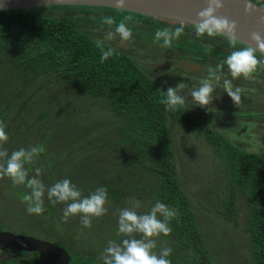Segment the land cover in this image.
<instances>
[{
  "label": "trees",
  "instance_id": "1",
  "mask_svg": "<svg viewBox=\"0 0 264 264\" xmlns=\"http://www.w3.org/2000/svg\"><path fill=\"white\" fill-rule=\"evenodd\" d=\"M254 1L264 6V0ZM36 8L0 10V75L5 72L11 75L16 73V76H12L22 80L20 89L16 90V80H12L14 77L7 78L6 81L3 80L4 77H0V105L6 101L7 96L11 97L6 106L0 108V120L4 122L13 119L12 124L21 122L19 119L25 118V112L30 110L29 104L36 93L34 85L41 79L54 77L61 78L62 84L69 85L77 93L104 100L108 112L118 123L113 125L115 138L100 142L92 140L88 147L80 149V143L87 137L91 138L93 133H84V139L79 141L72 137L64 138L60 143L56 139L58 134L63 133L60 130L49 133V128H43L41 120L48 114V110L42 111V106L41 109L38 106L39 112H42L37 114L36 122H41L42 125L38 126V136L29 145L42 146L44 151L34 158L30 167L25 166L29 178L39 167L42 169L39 179L43 182L60 179L61 176H58L57 172L80 180L76 175L86 172L87 175L94 174L96 170L92 169L95 165L93 162L100 159L99 155H103L96 150L110 144L109 147L117 151L120 157L127 159L124 164L127 171L132 173L131 178L134 179L133 172L136 171L133 167H137L150 172L157 179L155 185L150 181H136L130 187L116 188L107 178H102L106 183L101 186L107 188V194L114 207L124 208L131 191L140 194L138 200L150 194L153 203L159 200L177 211L175 218L170 221L172 231L167 235L173 250L168 257L171 264H215L214 254L197 221L196 209L177 169L172 124L191 129L194 134L211 143L218 156L227 164L224 169L227 180L223 187L226 198L221 213L228 221L243 225L236 216L241 199L244 210L246 206L250 213L246 218V231L251 237L249 251L253 256L252 264H264V156L231 140L217 126H213L210 115H198L197 107H187L185 91L179 92L186 98L185 104L175 111L167 110L161 100L167 91L165 81L168 78L160 82L153 79L152 81L143 70L150 69L149 67L142 66L128 52L111 45L109 41L105 42L104 48H111L113 55L101 62L102 53L95 44L96 39L103 35L102 26L104 30L109 28L103 24V18L106 16L113 17L117 24L125 22L133 30L139 29L136 21L149 23V31L154 40V31L165 27L174 29L181 22L108 6L56 5L54 9H49L50 13L47 14L37 12ZM129 17L131 19H128ZM174 23L178 25L169 26ZM87 25H98L97 34L87 31ZM114 27L115 25L112 26L113 29ZM192 28L193 24L184 23V33L177 39L178 44H185L184 51H191L194 55L195 52L202 53L200 55H213L216 52L220 56L228 54L221 51L229 46L227 37H198ZM214 39L221 43L215 42ZM237 43L240 48L245 46L239 41ZM257 57L264 60V55L260 53H257ZM255 76L263 78L256 79L263 88L264 65H258L252 77ZM253 80L255 79H246L245 87L253 88ZM232 84L240 87L244 85L235 82ZM259 96L253 99L264 100V95ZM252 113L263 115L252 118H264V110H255ZM245 114L249 115L251 112L247 111ZM221 120L215 121L220 123ZM6 127L8 131L12 126L7 124ZM39 133L44 137H40ZM16 138L19 137H10ZM23 148L27 149L28 145ZM73 157L80 162L73 163ZM81 183L86 184L84 181H80ZM10 184L13 186L12 181ZM79 187L81 192H89L95 185ZM20 189L29 193L31 191L25 186Z\"/></svg>",
  "mask_w": 264,
  "mask_h": 264
},
{
  "label": "rangeland",
  "instance_id": "2",
  "mask_svg": "<svg viewBox=\"0 0 264 264\" xmlns=\"http://www.w3.org/2000/svg\"><path fill=\"white\" fill-rule=\"evenodd\" d=\"M55 6L48 5L37 7L36 11L47 14L50 13L49 9H54ZM46 9H48V11H45ZM97 9L95 10L97 11ZM176 24L177 23L170 24L169 26H177L178 24ZM97 28L98 25H87L86 30L96 35ZM140 28L142 29L141 32H133V28H130L132 30L131 39L137 47V50L132 53L134 56H137V58L145 59L144 61L149 63L161 64L166 61H172L169 58L174 56L180 58L179 53L183 52L184 57H186L183 59L185 61L199 65L200 62L208 63L207 67L203 68L201 64L202 66L197 69V71L190 70V72H187L186 69L183 70L184 68H181L182 66H171L167 69L168 72L163 69L150 68L146 69L148 77L157 82L168 78L165 81L167 88L169 86L176 87L178 84L183 83L185 84V90L182 89V92L185 91L190 94L191 90L199 87V83L202 79L210 78L206 71L207 68L211 67L217 70V74L221 76V79L219 81L215 79L212 80L214 92L212 93V103L208 106L210 110L199 107L193 100H191V106L197 107L198 110L196 112L198 115L203 113L205 115H210L213 120V126H217L220 131L230 137L231 140L237 142V144L244 148L256 151L264 156V118H252L255 116H263L258 115L259 113H252L255 110H264V100L253 99L257 96L260 97L259 95H264V85L263 88H261L259 86L260 82L256 81V79L259 80L262 77H253V79H255L253 80L255 82L253 88L249 86L240 87L233 85L234 88L239 87L241 89V101L237 107L223 87L224 78L232 79L227 70V66L224 65L222 72L219 73V67L218 64H216L222 63L226 58L221 59L217 52L213 55H200L202 53L195 52L194 55L191 51H184L183 48L185 44H178L179 40H173L171 47H162L163 41L154 40L153 35L147 27L141 26ZM155 32L156 31H154V33ZM204 36L208 35L205 34ZM131 39L130 41L133 43ZM214 41L221 43L215 39ZM227 44L229 45V43ZM238 45L237 43L235 46L236 49L240 48ZM230 47L233 48L232 46ZM236 49H233V51ZM224 50L225 49H221V51ZM225 51L228 54L224 56L227 57L230 51L228 48ZM185 53H189L190 55H186ZM15 74L16 73H12V75ZM12 75L11 73L5 72L3 75H0V77H4L3 80L6 81L7 78L11 79L14 77ZM12 80H16L14 86L16 90H19V87L22 85V80L19 77H14ZM242 80L246 79L241 76L238 79H234L233 82L243 85ZM253 81L251 84L254 83ZM33 89L37 90L35 95H33V100L29 104L30 110H26L25 112V118L19 119L21 122H17L18 124H12V121H14L13 119L4 121L6 126L7 124L12 126L9 127L8 131L6 127L5 130L8 134V141L3 144V148L7 149L9 155L12 151L19 150L26 145H28V148L33 147V145L30 146L29 143H32L34 138L38 136L36 135L37 128L40 124L42 125L41 122H36V116L43 110H48L46 111L48 114H45L44 119L41 120L44 124L42 125L43 128H49L47 130L49 133H52L53 130L55 132L60 130L63 135L58 134L59 136L56 139L60 141V143L64 138L69 137L76 139L75 141L82 140L84 139V133L89 132L93 133V136H91V138L87 137L84 142H81L80 149L88 147L92 140L100 142L115 138L113 125L116 124V122L118 123V121L108 112L104 100L77 93V91L69 85L62 84L61 78L46 77L39 80V82L34 85ZM10 98L11 97L7 96L6 101L0 105V108L5 107L7 100ZM38 106H40V109L42 106V111L40 110L39 112ZM247 111H250L251 114H245ZM219 117L223 119L221 120ZM215 120L221 121L219 123ZM251 120L255 122L252 123ZM239 134H241L240 137ZM12 136L19 138L10 139ZM172 136L178 174L196 209L197 221L208 245L212 249L215 264H252L253 256L249 251L251 237L246 231V218L247 215L250 214L249 210L246 206L244 210L241 204L242 201L239 199V207H237L238 214L236 216L243 225H240V223H237V225L233 221H228L221 213V210L224 208L223 202L226 198L223 187L226 185L227 180L224 171L227 164L218 156L211 143L205 138L194 134L191 129L187 130L172 124ZM40 137L43 138L44 136L40 135ZM109 145L110 144H106L96 150V152L103 155H99L100 159L93 162L95 165L92 169L96 170L94 174L87 175V172H84L85 174L76 175V177L80 179L78 180L74 179V177H66L63 172H57V175L61 176L60 179L53 182L49 180H47L48 182L46 180L44 182L42 181L45 185V189L55 182L66 178L71 180L77 188H80L79 186L82 185H95L94 188H91V191L81 192L82 197L88 196L90 193L94 192L98 186L101 187L103 183H106L102 178H107V180L112 183L111 185H114L116 188L130 187L136 181H150L155 185L157 179H155L150 172L137 167H133V170L136 171L133 172L134 179L131 178L130 176L132 173L127 171L124 164L127 159H124V156L123 158L120 157L119 153L111 149ZM72 161L76 164L80 162L74 157ZM31 165L32 163L25 164V166L28 167ZM61 166L63 167L64 165L61 164ZM33 175H35V171L32 172V176ZM10 181L11 179L7 176L0 179V229L7 228L13 231L28 228L34 229L36 231L34 232L39 234V236L67 248L73 257L71 264H96L98 260H102L100 257L108 241L113 240L119 243L122 239L128 238L118 234V213L108 194L107 203L105 205L107 212L100 217H93L92 226L86 228L81 225L79 215L71 216L68 218L67 222H65L63 219L65 204L58 203L53 205L48 200L47 194L43 197V214L29 215L26 211V204L21 200V197L29 192H24L20 189V187L24 185H17L16 188L13 187ZM80 181H84L86 184H80ZM130 195H133L136 199L140 196V194H137L135 191L129 192L128 197H130ZM139 201L141 202V207L138 211L141 214L150 211L151 207L155 204L152 202L150 194L145 195V197ZM124 205H126L125 207L129 206L127 202ZM134 235L135 238H141L139 234ZM153 239L156 240L157 244V247L153 251L157 254H159L160 250L164 247L171 248V241L167 236L161 234L158 237H153ZM82 244H86L85 246L88 247L87 250H90L92 257L90 254L83 255L84 257H82V255L75 252L78 248H82Z\"/></svg>",
  "mask_w": 264,
  "mask_h": 264
},
{
  "label": "clouds",
  "instance_id": "3",
  "mask_svg": "<svg viewBox=\"0 0 264 264\" xmlns=\"http://www.w3.org/2000/svg\"><path fill=\"white\" fill-rule=\"evenodd\" d=\"M116 6L126 8L127 0H115ZM58 3H66V0H58ZM47 5V4H46ZM45 5V6H46ZM259 6L254 0H245V12L251 14ZM264 10V7L259 6ZM225 9V0H206V7L198 13V22H193L196 36L207 34L209 37L217 35L225 36L229 45L235 48L238 38V23L230 20L227 16L221 15ZM128 19H131L130 17ZM103 24L108 25L107 30H103L101 38L96 39V47L100 49L101 62L113 55L111 48L105 50L104 44L108 41L118 40L121 44H126L132 37V30L123 21L116 23L111 16L103 18ZM115 25L114 29L112 26ZM103 28V26H102ZM184 33V23L178 27L157 29L155 39L163 41L162 47H171L173 40L179 39ZM252 43H246L244 47L232 51L226 59L218 66L222 72L224 65L230 73L232 79L224 78L223 87L227 95L231 98L235 106H239L241 101V89L234 88L232 80L243 76L245 79H252V73L257 70L258 65H264V60L257 57V53L264 55V33L254 31L251 33ZM209 79H202L199 87L191 90L192 100L199 107L208 109L212 103V93L214 85L212 80L219 81L221 76L217 70L209 67L206 69ZM185 88V84L180 83L176 87L169 86L164 92L161 103L167 110L175 111L185 104L186 98L179 94ZM6 125L0 120V179L7 176L11 179L13 186L24 185L30 189V193L21 197L26 204V211L29 215H41L44 212L43 197L47 191L48 200L53 204L63 203V219L67 222L71 216H80V223L86 228L92 226V218L100 217L107 212V188L97 187L88 196H83L81 191L69 179L55 182L45 189L42 180L39 179L42 169L37 167L35 175L29 178V172L25 168L26 163H32L34 158L44 151L42 146L30 148H20L14 150L9 155L3 144L8 141ZM128 207L117 209L118 213V234L128 238L122 239L119 243L108 241L102 256L103 264H171L168 257L172 254L170 247H164L159 254L153 250L157 247L156 240L161 234L167 236L171 233L170 221L175 218L177 211L160 202L159 200L151 207L150 211L141 214L138 210L141 202L135 197L127 199ZM134 234H139L141 238H135Z\"/></svg>",
  "mask_w": 264,
  "mask_h": 264
},
{
  "label": "water",
  "instance_id": "4",
  "mask_svg": "<svg viewBox=\"0 0 264 264\" xmlns=\"http://www.w3.org/2000/svg\"><path fill=\"white\" fill-rule=\"evenodd\" d=\"M254 3L264 7L255 1ZM45 5H94L119 8L116 6L115 0H66V3H58V0H0V10L25 9ZM259 6L251 14H248L245 12V0H225V9L221 15L227 16L230 20H235L238 23L237 38L239 42L252 43V32L264 33V10L260 9ZM204 7H206V0H127L126 8L119 9L193 24V22H198V13ZM122 45L120 42L118 43V46ZM147 64L151 67L167 70L173 65V62ZM179 65L194 71L202 66L185 60H181ZM5 248L27 251L37 250L51 261L53 259L55 261L57 255L61 253L66 260L70 258L65 249L56 246L53 242L7 230L0 231V249ZM51 261L41 264H53ZM99 264H103V261Z\"/></svg>",
  "mask_w": 264,
  "mask_h": 264
},
{
  "label": "flooded vegetation",
  "instance_id": "5",
  "mask_svg": "<svg viewBox=\"0 0 264 264\" xmlns=\"http://www.w3.org/2000/svg\"><path fill=\"white\" fill-rule=\"evenodd\" d=\"M136 26H138V28L140 29H137V30H133V32L134 31H138V32H141L142 31V29L140 28L141 26H145V27H147L148 29H150V24L149 23H147V22H144V21H141V22H138V21H136ZM102 30H104V28H101ZM192 31L195 33V31H194V28H192ZM132 40V39H131ZM133 41V40H132ZM110 43H112L111 45H115L116 47H118V48H121L123 51H125V52H128L130 55H131V57L135 60V61H137V62H140L141 64H142V66H144V67H149V68H158V67H151V66H149L147 63H149V62H147V61H144L145 59H142V58H137V56H134L133 55V51H136L137 50V47H136V45H135V43H134V41H133V43L129 40V42L128 43H126V44H123L122 46H118V43H119V41L118 40H113V41H109ZM226 48H228L229 49V51H230V53L233 51V49L230 47V46H228V47H224V49L226 50ZM232 49V50H231ZM234 49H236V48H234ZM224 50V51H225ZM236 50H238V49H236ZM179 53V52H178ZM178 55V54H177ZM210 55V54H209ZM220 56V55H219ZM179 57L180 58H177V57H171V58H169L170 60H172L171 62H173V65H172V67H176V66H180L179 65V62L181 61V60H183V59H185L186 57H184V53L183 52H180L179 53ZM221 57V59H224V58H226L225 56H220ZM169 59H165V60H169ZM195 61H198V60H195ZM167 62V61H166ZM200 64H202L203 65V68H205V67H207V65H208V63H203V62H200ZM216 64H218V66L221 64V63H216ZM181 67V66H180ZM181 68H184L183 70H185L186 68L185 67H181ZM158 69H161V68H158ZM144 70V72H145V74H147L146 73V68H144L143 69ZM164 70V69H163ZM187 70V72H190V70H188V69H186ZM166 72H168L167 70H166ZM187 72H186V74H187ZM218 72L219 73H221V71L218 69ZM182 74H184V73H182ZM182 74H180V75H182ZM187 78V77H186ZM243 81V83H244V85H243V87H245V80H242ZM232 82H233V80H232ZM186 94H187V102H188V104H187V107H190L191 106V100H192V98H191V96H190V94L189 93H187L186 92ZM216 109V108H215ZM219 118H221V117H219ZM221 119H223V118H221ZM222 132V131H221ZM12 231L13 233H16V234H24V235H29V236H33V237H35V238H40V239H44V240H47V241H49V242H53V241H51V240H48L47 238L45 239L44 237H41V236H39V234H37V233H35L36 231L34 230V229H30V228H28V229H20L19 231H13V230H9V229H7V228H3V229H0V231ZM35 231V232H34ZM43 234V233H42ZM56 246H59V247H61V248H63V249H65L66 251H67V253L69 254V256H70V258L68 259V260H66V258L64 257V255H61V254H58L57 255V257H56V259H55V261H54V259H53V261H51V260H49L47 257H44L39 251H37V250H13V249H10V248H5V249H0V264H41V263H46L47 261H51L53 264H71L72 263V260H73V257H72V254L70 253V251L67 249V248H64V246L62 247V246H60V245H58V244H56L55 242H53ZM86 244H82L81 245V247L82 248H78L75 252L77 253V254H80V255H82V257H84L83 255H89L91 252H90V250L88 249L87 250V248L88 247H86L85 246ZM60 255V256H59ZM91 255V257H92V254H90ZM53 257V256H52ZM100 262H102V260L100 261V260H98L97 261V263L96 264H99Z\"/></svg>",
  "mask_w": 264,
  "mask_h": 264
}]
</instances>
